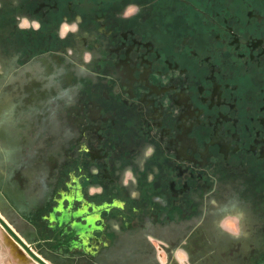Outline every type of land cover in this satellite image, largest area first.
<instances>
[{
  "label": "rangeland",
  "instance_id": "obj_1",
  "mask_svg": "<svg viewBox=\"0 0 264 264\" xmlns=\"http://www.w3.org/2000/svg\"><path fill=\"white\" fill-rule=\"evenodd\" d=\"M37 1L0 2V218L47 264H97L98 259L69 246L79 237L73 233L71 223L80 221L82 216L63 224L50 218L53 212L61 215L58 208L61 194L74 191L76 182L72 175L87 201L95 204L110 201L106 192L96 193L99 186L106 185L125 204L122 210L102 214L106 224L103 238L116 236L111 231L114 221L121 228L129 221L134 229L156 232L153 239L144 238L139 249L115 247V256L105 258L111 264H195L198 256L204 261L202 264H209L210 259H216L217 263L228 259L226 264H264V159L248 153L255 142L252 133L259 129L255 120L264 117V112L258 111V102L263 105L264 102L261 94L257 96L262 76L254 72L255 61L249 60L253 86L243 92L242 101L237 103L239 111L229 113L239 122L236 128L226 123L221 131L223 138L241 151L228 158L219 154L216 146L205 151L204 143L211 136V129L186 120L189 129L185 140L194 143L196 139L199 151L193 154L188 150L191 146L185 145L183 149L189 158L175 161L173 150L181 148L182 142L178 138L181 129L175 121L178 110L169 102L174 95L156 96L153 89L178 85L172 76L177 72L157 75L156 71L162 67L156 63L152 72L144 76L134 54L131 58L137 65L131 69L121 66L122 52L111 54L119 40L96 35L94 26L88 29L92 21L90 13L86 12L88 22L77 24L73 30V13L62 12L63 8L51 12L49 7L34 13ZM178 8V15L187 13L185 7ZM118 10L124 16L132 12V7ZM251 23L254 28L243 34L244 39L262 35L257 27L264 26V17L252 19ZM186 24L189 22L185 18L168 22V33L174 30L170 40L174 49L182 48V37L195 36L193 28L188 29ZM82 37L87 39L86 47ZM243 52L247 54V49ZM234 55L229 62L236 60ZM43 61L51 70L47 74ZM68 76L67 83L63 78ZM32 79L37 85L28 87ZM15 91L20 92L19 98H15ZM225 97L228 101L232 99L229 93ZM7 100L20 105L22 129H17L12 118L1 120ZM151 107L162 113L159 123L154 120L156 115ZM215 113L210 112L211 121ZM236 131L240 134L239 142L229 136ZM262 137L264 133L257 140L263 141ZM150 148L156 149L155 157L145 158ZM92 153L99 154L96 163L91 162ZM95 166L99 175L93 178ZM105 169L114 181L108 186L100 175ZM177 171L184 172L176 182L177 188L187 184L190 190L171 198L166 183L170 174ZM151 175L154 180L150 181ZM124 182L127 186H122ZM133 191L136 197L127 199ZM211 198L223 206L215 223L220 232L230 237L226 241V255L218 250H223L222 245L209 249L207 243L213 246L215 241L207 231L206 235L190 240L189 250L185 246L166 247L157 241L171 245L182 237L188 238V227L206 216ZM62 206L72 214L80 202L69 204L64 199ZM246 215L250 221L244 218ZM176 228L180 231H170ZM5 238L28 259L18 261ZM0 264L40 263L0 224Z\"/></svg>",
  "mask_w": 264,
  "mask_h": 264
},
{
  "label": "flooded vegetation",
  "instance_id": "obj_2",
  "mask_svg": "<svg viewBox=\"0 0 264 264\" xmlns=\"http://www.w3.org/2000/svg\"><path fill=\"white\" fill-rule=\"evenodd\" d=\"M0 2L5 3L6 0H0ZM34 7H36L34 13L48 7L51 12L63 8L61 9L62 12L73 13L71 29L77 24L88 22L86 20V12H88L92 19L87 26L88 29L94 26L96 35L100 34L103 38L119 40L116 47L111 50V54L116 55L122 52V59L119 58L121 66H129L130 68L132 65H137L131 58V55L134 54L138 56L144 76L152 72L156 63L162 67L161 70L156 71L157 75L161 76L163 73L166 75L171 71L177 72L172 73V76L179 82L178 85L170 84L153 89L156 91L154 93L156 96L166 93H173L174 95V98L169 99V102L173 108L178 110L175 121L178 128L181 129V135L179 134L178 138L182 142L181 148H174L173 150L175 161L184 162L189 158L183 149L185 145L191 146L188 150L193 154L199 151L196 139H193L194 143L185 140V133L189 129L186 126V120H191L193 125L211 129V136L204 143L205 151L211 146H216L219 154L225 158L241 151L239 146L229 144L223 138L221 131L226 123H231L236 128L239 122V120L232 118L229 113L235 114L239 111L237 103L242 101L243 92L253 86L249 73L251 66L249 60L255 61L254 72H258V75L262 76V84L257 90V96L261 94L263 96L261 101L264 102V26L257 27L262 33L259 38H254L251 35L243 38L244 33L254 28L253 23H251L252 19L260 20L264 17V0H38ZM120 7H132V12L123 16L121 15L122 11L118 10ZM178 7H185L187 13H183L182 16L178 15ZM24 14L27 16L26 12ZM57 15L61 16V13L57 12ZM178 18L188 20L189 24L185 26L188 29L193 28L195 36L182 37V48L174 49L170 45L174 30L171 29L168 33L167 28H169L168 22H173L174 19L176 22ZM82 43L86 47V37H82ZM244 49H247V54L243 52ZM83 52L87 53L86 51ZM233 54H235L236 60L229 62V58ZM84 58L86 59V57ZM43 64L44 72L49 73L51 71L49 65L45 61ZM189 76L191 78H188ZM63 81L70 82V77H65V80L63 78ZM33 85H37L35 79H32L28 87ZM15 93V98H19L20 92L15 91ZM226 93L232 96L230 101L226 100ZM127 98H131V95H127ZM258 103V111L264 112V105L260 101ZM7 105L3 107L5 108V115L2 114L1 120L6 122V117L12 118L17 129H22V124H20L22 117L18 114L20 105L16 101H9ZM147 106L150 104L148 103ZM213 110L216 113L213 121H211L209 114ZM225 110L227 112H224ZM151 111L152 114L156 115L154 120H158L156 123H159L162 113L155 107H151ZM201 116L203 120H201ZM249 120L254 119L249 118ZM255 121L259 129L255 128L257 130L254 129L252 133L255 136V142L248 148V153L258 159H264V137H262L263 141L261 142L257 140L261 138V133H264V117H258ZM43 122L44 125H47L45 120ZM2 134L9 140L5 133ZM239 135L237 131L229 134L235 142L240 141ZM16 149L18 150L17 147ZM165 150H167V146L162 148V153H165ZM155 151V148L153 150L148 149L145 158H154ZM99 159L98 153H92V163H96ZM183 173L177 171L170 174L167 180L166 187L171 198H177L190 190L187 184L177 188L176 182L179 181ZM91 175L93 178L99 175L96 166L92 168ZM100 175L102 180H106L107 186L114 183L107 169ZM71 178L76 182L74 191L61 194L58 206L61 209V215L58 217L53 212L50 218L63 224L71 223L74 217H83L80 218V221H72L71 223L73 233H77L79 236L70 242L69 246L72 249H80L87 257L98 259L97 264H111V261L108 262L105 258L115 256L113 253L115 247L118 248L123 245L125 249H136V247L139 249L144 238L149 240L153 239V235H156V232L149 229L145 231L134 229L129 221L122 228L118 222L114 221L111 224V231L115 232L116 236L113 239L103 238L106 224L102 214L104 212L110 213L111 210H122L125 205L124 202L114 196L115 190H107L106 185L99 186L96 193L97 195H104L103 193L106 192L105 194L106 196L109 195L107 197L110 201H101L99 204L87 201L83 197L81 185L76 177L71 175ZM149 179L150 181L154 180L153 175ZM127 184L124 182L122 186H127ZM135 197L136 191H133L130 196H127V199L132 200ZM64 199L69 204L80 202V207L77 211L69 214L67 210L63 209L62 201ZM208 205L206 216L193 223L190 228L188 227V231L186 230L187 233L190 232L188 238L182 237L179 242L171 245L167 242L157 241L165 244L166 247L185 246L189 250V243L193 237L208 233L214 236L215 241L213 246H209L210 243L205 241L209 249L217 247L216 245H222L223 250L217 248L226 255V241L230 237L226 233L220 232L222 230L215 223V219L223 206L215 198H211ZM244 218L248 219L247 215ZM176 230L170 229L172 233L180 231L179 228ZM205 231L207 232L205 233ZM205 240H207L206 236ZM227 260L223 259V262L217 263L215 262L216 259H210L209 264H226L225 261ZM203 262L199 256L194 260L195 264H202Z\"/></svg>",
  "mask_w": 264,
  "mask_h": 264
},
{
  "label": "water",
  "instance_id": "obj_3",
  "mask_svg": "<svg viewBox=\"0 0 264 264\" xmlns=\"http://www.w3.org/2000/svg\"><path fill=\"white\" fill-rule=\"evenodd\" d=\"M0 224L17 240V242L27 251L29 252L32 257L38 261L40 264H46L45 262H43L41 259H39L37 256H35L30 250L29 247L23 242L21 241V239L11 230V228L7 225V223H5L1 218H0Z\"/></svg>",
  "mask_w": 264,
  "mask_h": 264
},
{
  "label": "bare ground",
  "instance_id": "obj_4",
  "mask_svg": "<svg viewBox=\"0 0 264 264\" xmlns=\"http://www.w3.org/2000/svg\"><path fill=\"white\" fill-rule=\"evenodd\" d=\"M3 220V219H2ZM5 222V221H4ZM12 230V229H11ZM14 232V231H13ZM5 243L9 245L10 250L15 258H17L18 261H22L23 259H28L26 256H24L23 252L17 250L16 245H14L9 239L5 238ZM22 241V240H21ZM24 242V241H23ZM25 243V242H24ZM22 247V246H21ZM14 249L16 251H14ZM24 249V248H23ZM26 251V250H25ZM24 261V260H23ZM47 264V263H46Z\"/></svg>",
  "mask_w": 264,
  "mask_h": 264
}]
</instances>
